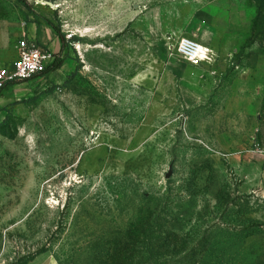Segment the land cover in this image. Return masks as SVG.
I'll return each instance as SVG.
<instances>
[{
	"label": "rangeland",
	"instance_id": "1",
	"mask_svg": "<svg viewBox=\"0 0 264 264\" xmlns=\"http://www.w3.org/2000/svg\"><path fill=\"white\" fill-rule=\"evenodd\" d=\"M30 20L72 70L0 108V264H264V0H0Z\"/></svg>",
	"mask_w": 264,
	"mask_h": 264
},
{
	"label": "built area",
	"instance_id": "2",
	"mask_svg": "<svg viewBox=\"0 0 264 264\" xmlns=\"http://www.w3.org/2000/svg\"><path fill=\"white\" fill-rule=\"evenodd\" d=\"M172 52L191 65H212L215 58L213 50L199 41L177 36ZM17 56L9 68H0V90L15 81H26L42 71L53 59V53L34 40L22 35L16 43Z\"/></svg>",
	"mask_w": 264,
	"mask_h": 264
},
{
	"label": "crops",
	"instance_id": "3",
	"mask_svg": "<svg viewBox=\"0 0 264 264\" xmlns=\"http://www.w3.org/2000/svg\"><path fill=\"white\" fill-rule=\"evenodd\" d=\"M14 35L16 36H14V50L12 51L11 49H9L10 38L7 37V35H5L2 30L0 31V68H9L12 66V63L17 56L16 43L22 35H26L29 39L34 40L39 46L51 51L52 53H57L62 48L63 40H61L57 36L56 32L52 28L35 20L22 22L20 25H18V27H16ZM70 62L71 60L69 59L63 61L59 68L49 73L48 79L46 80L49 81V83L58 82V71L63 74L64 79L66 75L72 70V67L69 69ZM33 80L34 79L31 78L30 80L26 81H15L14 84L11 85L7 84L5 86L7 87L6 89L3 88V90H0V93L3 92L5 94L4 96H0V108L14 96L19 97L21 95H26L27 93H29L30 89L28 85ZM37 255H40L42 258L40 262L41 264H58L54 258L44 253L36 254L26 263L32 261V259H35Z\"/></svg>",
	"mask_w": 264,
	"mask_h": 264
},
{
	"label": "trees",
	"instance_id": "4",
	"mask_svg": "<svg viewBox=\"0 0 264 264\" xmlns=\"http://www.w3.org/2000/svg\"><path fill=\"white\" fill-rule=\"evenodd\" d=\"M57 33H58V31H57ZM59 38L61 40H63L62 35H60V34H59ZM62 62H63V60L61 58H59L58 53L56 56H55V53H53V60L49 64H47L46 67L42 71L35 74L32 78L37 77V76H43V75H46V74L56 70L57 68H59L61 66ZM11 84H14V82L9 83V85H11Z\"/></svg>",
	"mask_w": 264,
	"mask_h": 264
}]
</instances>
